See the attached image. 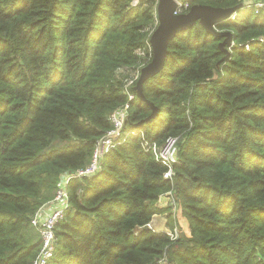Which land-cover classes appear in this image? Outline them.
Returning <instances> with one entry per match:
<instances>
[{
  "label": "trees",
  "instance_id": "obj_1",
  "mask_svg": "<svg viewBox=\"0 0 264 264\" xmlns=\"http://www.w3.org/2000/svg\"><path fill=\"white\" fill-rule=\"evenodd\" d=\"M186 1L241 6L214 24L234 45L199 21L176 32L140 97L157 0H0V264H33L32 215L89 163L126 102L99 170L68 183L48 264H264V10ZM168 136L173 182L152 150ZM169 190L183 218L174 240L148 227Z\"/></svg>",
  "mask_w": 264,
  "mask_h": 264
},
{
  "label": "built area",
  "instance_id": "obj_2",
  "mask_svg": "<svg viewBox=\"0 0 264 264\" xmlns=\"http://www.w3.org/2000/svg\"><path fill=\"white\" fill-rule=\"evenodd\" d=\"M138 1L139 0H132L131 4L135 6L138 4ZM174 3L175 7L173 14L175 15L184 14L190 9V5L186 0H174ZM248 6H252L255 12L264 10V0H255L253 3L250 1L246 2L245 7ZM234 17L235 14L233 13L229 18L233 19ZM233 45L234 41L231 40L230 44L227 45V49H230ZM131 83L132 80L128 82V85ZM134 97V93L128 94V99L130 101L133 100ZM128 104L129 102L124 103L122 107L115 109L111 113L109 117L111 128L107 130L106 133L95 143L89 163L75 171L63 174L56 184L53 197L43 203L32 215L31 224L37 230L40 238V248L33 261V264H48L52 259L58 240L55 235V227L58 221L64 217L66 210L69 207L68 183L74 177L93 175L99 170L103 157L112 147L114 141L122 135L125 110L128 108ZM177 144V136H168L161 145L152 146L156 160L167 167L166 171L163 173V176L170 182H173L174 177L173 166L178 162ZM164 195L168 198V206L171 210L170 216L173 222L177 223L178 215H180L179 203L176 200L172 190L167 191L164 193ZM165 232L169 235L170 239L174 240L178 237L180 231L176 225H174L173 228H168V230ZM157 264H168L167 256L163 255Z\"/></svg>",
  "mask_w": 264,
  "mask_h": 264
},
{
  "label": "water",
  "instance_id": "obj_3",
  "mask_svg": "<svg viewBox=\"0 0 264 264\" xmlns=\"http://www.w3.org/2000/svg\"><path fill=\"white\" fill-rule=\"evenodd\" d=\"M174 7V0H158L156 7L157 26L149 38L153 57L147 65L142 67L134 87L140 97H142V82L163 67L166 59L167 42L176 32L191 27L199 21L211 33L224 35L225 39L222 44L227 46L232 40V33L230 31L218 32L214 29V24L229 18L237 9L241 8V6H236L229 9H222L207 4H196L191 6L188 12L175 15L173 14Z\"/></svg>",
  "mask_w": 264,
  "mask_h": 264
},
{
  "label": "crops",
  "instance_id": "obj_4",
  "mask_svg": "<svg viewBox=\"0 0 264 264\" xmlns=\"http://www.w3.org/2000/svg\"><path fill=\"white\" fill-rule=\"evenodd\" d=\"M168 205H169L168 204V198L164 194H162L158 198L155 206L158 207L159 209H164L165 212L154 214L151 221H150V224H152V227H150L148 224L149 228H151L154 231H166V230H168L166 223H167V219L170 216V212H171L170 207ZM180 217H181V215H178V220H181Z\"/></svg>",
  "mask_w": 264,
  "mask_h": 264
},
{
  "label": "rangeland",
  "instance_id": "obj_5",
  "mask_svg": "<svg viewBox=\"0 0 264 264\" xmlns=\"http://www.w3.org/2000/svg\"><path fill=\"white\" fill-rule=\"evenodd\" d=\"M116 109H117V108H116ZM180 219H181L180 221L178 220L179 222H181L183 218L180 217ZM178 221H177V223H175V222H173V220H172V227H174V225H176V227L179 229V231H181V228H180V226H179ZM150 225H151V227H152V224H150Z\"/></svg>",
  "mask_w": 264,
  "mask_h": 264
}]
</instances>
